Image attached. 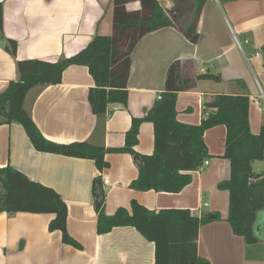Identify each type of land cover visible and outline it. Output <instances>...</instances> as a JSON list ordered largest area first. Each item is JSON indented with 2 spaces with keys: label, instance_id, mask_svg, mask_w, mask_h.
<instances>
[{
  "label": "crops",
  "instance_id": "crops-1",
  "mask_svg": "<svg viewBox=\"0 0 264 264\" xmlns=\"http://www.w3.org/2000/svg\"><path fill=\"white\" fill-rule=\"evenodd\" d=\"M158 1L162 6L176 2ZM0 3L1 32L4 38L16 41V59L55 62L84 49L96 34L112 33L111 0ZM126 6L129 10L138 9L139 2L129 1ZM186 18L185 13L177 24L182 26ZM198 32L197 43L171 26L144 35L131 53L127 103H109L104 117L91 112L87 94L94 81L88 69L78 65L67 67L60 83L31 88L24 107L48 140L121 147L132 118L143 116L153 106L165 89L168 66L178 61L182 78L214 75L199 79L195 88L178 93L176 109L180 122L199 124L205 104L216 94H245L250 100V130L259 133L264 123L259 97L260 91L264 92V66L262 55L254 50L264 45V0H206ZM4 46L0 45V92L17 78L15 59ZM225 138L223 125L206 130L204 142L209 157L204 162L208 163L203 162L190 172L191 182L182 191L169 193L130 188L139 166L129 153H106L109 165L99 171L91 159L35 150L18 123L0 125V167L10 165L55 189L67 204V230L82 246L79 249L65 244L59 231L48 230L52 214L0 212V264H153L154 243L134 227L119 226L97 233L98 213L92 194L97 177L101 179L103 209L107 214L118 207L130 211L132 200L150 210L185 208L196 216L204 212L217 214L219 219L213 218L199 227L198 255L209 264H264V220L258 218L264 209L257 213L254 233L259 241L253 244L233 234L226 221L229 194L217 188L220 181L230 177V162L222 157ZM134 149L141 155L153 153L151 122L140 125ZM256 162L253 169L263 171L264 161Z\"/></svg>",
  "mask_w": 264,
  "mask_h": 264
},
{
  "label": "trees",
  "instance_id": "trees-1",
  "mask_svg": "<svg viewBox=\"0 0 264 264\" xmlns=\"http://www.w3.org/2000/svg\"><path fill=\"white\" fill-rule=\"evenodd\" d=\"M129 1H138L139 8L129 10L126 6ZM174 1L180 6L187 5L188 18L182 26L167 16L158 0H111L112 33L96 34L84 49L55 62L16 59V41L4 38L1 32L0 3V38L5 40V50L15 59L17 71V78L10 80L0 92V125L18 123L35 150L91 159L99 171L109 165L105 159L108 152L137 155L142 165L130 188L169 193H179L191 182L190 172L198 169L209 157L204 142L205 131L223 125L226 138L222 157L230 162V177L220 181L217 188L228 191L226 221L233 234L242 237L245 243L253 244L259 241L254 233L257 213L264 209V170L257 172L252 164L264 161V123L259 133L251 132L249 97L245 94H216L205 104L204 117L199 124H187L177 119L178 93L191 90L197 80L214 75L205 73L195 78H182L179 62H172L166 72L164 91L143 116L132 118L121 147H104L87 141L58 143L48 140L24 107L31 88L60 83L64 70L71 65L86 67L93 78L94 86L89 88L87 99L91 112L97 117L105 116L109 103L126 104L131 53L144 35L171 26L178 28L190 42L199 40L198 21L206 0ZM225 1L231 0H220ZM254 51L262 55L264 66V45ZM146 121L153 124L154 150L150 155H141L134 147L138 143L139 127ZM94 181L101 184L100 177ZM103 203L104 193L96 208L98 234L113 227L131 226L154 243L153 264H209L197 253L198 231L202 224L213 218L219 219V215L212 217L214 214L204 212L196 216L185 208L150 210L136 200L131 201L130 211L118 207L114 213L107 214ZM0 212L52 214L48 230L59 231L63 243L82 248L67 230V204L61 195L10 165L0 167Z\"/></svg>",
  "mask_w": 264,
  "mask_h": 264
},
{
  "label": "water",
  "instance_id": "water-1",
  "mask_svg": "<svg viewBox=\"0 0 264 264\" xmlns=\"http://www.w3.org/2000/svg\"><path fill=\"white\" fill-rule=\"evenodd\" d=\"M167 16L173 21L178 22L181 19V16H183L186 13L187 5L180 6L179 3L176 1L172 4H169L168 6H163ZM0 45H5V40L0 38ZM136 164L140 167L142 165V161L139 156L135 155L133 157ZM92 194H93V204L94 208H97L102 200H103V189L102 185L94 181L93 182V188H92ZM214 217V215L212 216Z\"/></svg>",
  "mask_w": 264,
  "mask_h": 264
},
{
  "label": "built area",
  "instance_id": "built-area-1",
  "mask_svg": "<svg viewBox=\"0 0 264 264\" xmlns=\"http://www.w3.org/2000/svg\"><path fill=\"white\" fill-rule=\"evenodd\" d=\"M259 97L262 100L261 102H262V106L264 108V92L263 91H260V96ZM204 163L207 164L208 162L205 161ZM104 183H107V181H104ZM204 204H206V203H204Z\"/></svg>",
  "mask_w": 264,
  "mask_h": 264
},
{
  "label": "rangeland",
  "instance_id": "rangeland-1",
  "mask_svg": "<svg viewBox=\"0 0 264 264\" xmlns=\"http://www.w3.org/2000/svg\"><path fill=\"white\" fill-rule=\"evenodd\" d=\"M181 20H182V19H181ZM261 101H262V100H261ZM256 163L258 164V163H261V162H258V161H257ZM262 164H263V162H262ZM258 218H259L260 220H264V211L258 213ZM262 234L264 235V232H262ZM263 235H262V236H263ZM262 244H263V243H262ZM260 264H261V263H260Z\"/></svg>",
  "mask_w": 264,
  "mask_h": 264
}]
</instances>
